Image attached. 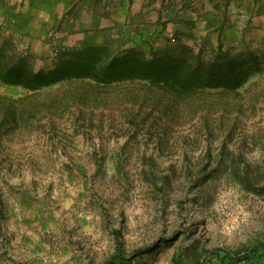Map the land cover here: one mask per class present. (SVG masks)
<instances>
[{
	"label": "rangeland",
	"instance_id": "374dc122",
	"mask_svg": "<svg viewBox=\"0 0 264 264\" xmlns=\"http://www.w3.org/2000/svg\"><path fill=\"white\" fill-rule=\"evenodd\" d=\"M193 29L186 41L197 52L206 40L210 56L218 28ZM249 42H222L257 57L235 91L0 81V264H106L139 250L115 264H208L211 250L264 241V38Z\"/></svg>",
	"mask_w": 264,
	"mask_h": 264
},
{
	"label": "crops",
	"instance_id": "0c3cea01",
	"mask_svg": "<svg viewBox=\"0 0 264 264\" xmlns=\"http://www.w3.org/2000/svg\"><path fill=\"white\" fill-rule=\"evenodd\" d=\"M222 1L0 0V50L38 69L56 43L69 49L106 43L114 52L135 47L149 54L172 43L177 33L188 32L185 21H193L201 34L217 29L223 21L217 9ZM227 15V28L217 33L225 45L253 41V35L264 38V0L256 5L231 0Z\"/></svg>",
	"mask_w": 264,
	"mask_h": 264
},
{
	"label": "trees",
	"instance_id": "16d2710c",
	"mask_svg": "<svg viewBox=\"0 0 264 264\" xmlns=\"http://www.w3.org/2000/svg\"><path fill=\"white\" fill-rule=\"evenodd\" d=\"M230 2L222 1L224 17L218 27L219 34L224 29ZM185 24L191 27L188 32L177 33L172 43L162 49H153L149 54L135 47L114 52L106 43L70 49L61 46L54 66L38 70L31 68L23 57L6 61L5 53L0 50V81L28 91H39L71 80H92L102 85L140 81L184 97L209 89L235 91L257 68V57L253 53L248 57L234 56L220 39L217 47H211L210 56L205 53V39L196 52L194 46L183 39L184 36L192 37L194 23L188 20ZM211 251L207 254L208 264H264V241L238 252L223 247ZM144 252L139 250L128 258L117 254L106 264H115L117 259L125 257L123 261H130Z\"/></svg>",
	"mask_w": 264,
	"mask_h": 264
},
{
	"label": "built area",
	"instance_id": "2783aa9c",
	"mask_svg": "<svg viewBox=\"0 0 264 264\" xmlns=\"http://www.w3.org/2000/svg\"><path fill=\"white\" fill-rule=\"evenodd\" d=\"M61 49L62 47L60 46L59 43H56L55 45H53L49 59H51L52 61H55Z\"/></svg>",
	"mask_w": 264,
	"mask_h": 264
}]
</instances>
